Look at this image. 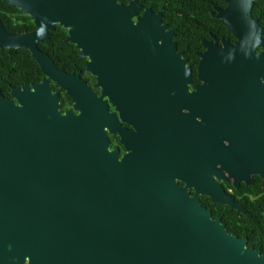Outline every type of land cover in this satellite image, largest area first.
<instances>
[{"label": "water", "instance_id": "water-1", "mask_svg": "<svg viewBox=\"0 0 264 264\" xmlns=\"http://www.w3.org/2000/svg\"><path fill=\"white\" fill-rule=\"evenodd\" d=\"M3 1L31 15L37 29L6 35L0 47L27 46L45 78L15 89L14 101L0 95V172L16 175L10 191L0 192V210L8 205L15 219L2 225L24 236L29 233L24 218H31V233L43 236L44 264H264V255L213 220L196 194L190 197L176 177L148 165L149 142L136 143L133 134L121 159L109 150L107 132L118 134L120 143L124 137L120 95L105 94L110 87L128 88L120 76L136 81L143 65H170L175 89L186 88L189 74L171 42L173 31L166 32L161 20L165 4L153 13L138 0ZM254 1L223 0L225 8L210 12L235 42L211 35L199 54L202 88L228 100V108L247 99L264 109V29L251 16ZM54 25L87 58L85 70L95 76L99 97L78 75L37 55L36 43ZM50 83L65 92L71 108L61 111ZM105 98L118 117L109 113ZM220 180L229 179L208 176L194 184L213 203L241 211L219 188Z\"/></svg>", "mask_w": 264, "mask_h": 264}, {"label": "flooded vegetation", "instance_id": "flooded-vegetation-1", "mask_svg": "<svg viewBox=\"0 0 264 264\" xmlns=\"http://www.w3.org/2000/svg\"><path fill=\"white\" fill-rule=\"evenodd\" d=\"M225 6L224 3L218 8ZM163 25L166 32L173 31L171 42L176 53L181 54L185 71L189 74L185 77L186 88L175 89V67L170 65H143L139 68L136 81H129L128 75L120 76L128 88L118 91L110 87L105 94L120 95L117 102L122 112L119 121L124 137L123 143H120L118 134L107 132L109 150H117L121 159L128 154V142L133 134L136 143L149 142V166L157 168L158 174L176 177L178 186L185 188L190 197L196 194L199 206L209 210L213 220L219 219L229 233L226 227L228 219L236 230V233L229 234L244 240L246 247L264 255V109L257 108L255 101L252 105L247 99L238 100L235 106L228 108L225 106L228 100L215 98L204 90L203 78L198 76L199 54L204 51L202 44L211 40L200 42V49L193 50L189 42L177 44L175 39L179 36L175 29ZM58 28L61 27L54 25L53 30L46 31L48 37L36 43L37 55L51 61L66 74L78 75L79 80L99 97L102 91L95 87V76L85 70L87 58H81L75 45L65 42L66 30L61 28L65 31L63 36ZM36 29L31 15L0 0V38L28 35ZM161 63H170V60ZM44 78L38 61L27 46L0 47V95L5 100L14 101L12 93L15 89L30 87ZM26 81L31 83L26 84ZM50 86L59 95L61 111L71 108V101L69 106L62 107L65 92L54 83ZM54 86L59 91H55ZM104 100L109 113L115 112L113 102L107 98ZM115 114L118 117V113ZM3 174L1 171L0 192H8L11 184L16 182V175L14 172ZM208 176L229 179L220 180L219 188L241 211L215 204L209 197L197 192V188L201 190V187H197L194 180L201 182ZM227 209L234 211L235 219L228 217ZM214 211L218 216L214 215ZM7 218L15 219V211L8 205L0 210V264H19L20 261L21 264H44L43 236L31 233V218H24L29 225V233L25 232L24 236L15 234L14 228L2 225ZM38 240L40 243H37Z\"/></svg>", "mask_w": 264, "mask_h": 264}, {"label": "trees", "instance_id": "trees-1", "mask_svg": "<svg viewBox=\"0 0 264 264\" xmlns=\"http://www.w3.org/2000/svg\"><path fill=\"white\" fill-rule=\"evenodd\" d=\"M130 0H119V3L127 4ZM142 3L144 9L159 11L165 4L164 13L162 15V23L167 24L168 28H174L179 38L175 42H189L193 50L200 49V42L211 40L210 36L217 39L229 40L234 42L235 39L227 31L219 20L210 16L215 8L224 5L223 0H138ZM251 16L258 21V24L264 29V0H255L251 10ZM60 33L65 36V31L58 28ZM181 37V39H180ZM264 51V50H263ZM81 67V65H80ZM63 68V67H61ZM26 84L31 83L26 81ZM55 91L59 89L54 86ZM62 107L66 108L70 105V99L63 96ZM228 217L235 219L234 211L226 210ZM214 215L218 216L214 211ZM223 216V214H222ZM224 218V216H223ZM225 219H223L224 221ZM226 227L229 233H236L234 227L227 219Z\"/></svg>", "mask_w": 264, "mask_h": 264}]
</instances>
